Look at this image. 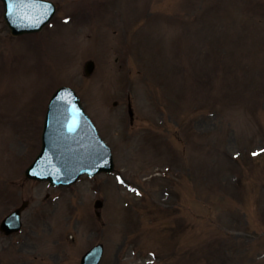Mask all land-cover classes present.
<instances>
[{"label": "rangeland", "instance_id": "rangeland-1", "mask_svg": "<svg viewBox=\"0 0 264 264\" xmlns=\"http://www.w3.org/2000/svg\"><path fill=\"white\" fill-rule=\"evenodd\" d=\"M52 1L51 23L17 37L0 2V219L30 202L22 233L0 236V264H76L97 241L101 264H139L148 248L155 264H264V155L229 153L264 131V9L258 22L251 0ZM88 59L95 69L86 77ZM60 84L99 123L117 170L148 194L120 187L112 204L113 175L82 178L69 191L24 177L44 101ZM159 158L176 161L178 184L185 177V208L178 192L160 201L165 179L144 180L139 167L160 166ZM89 184L105 186L94 195Z\"/></svg>", "mask_w": 264, "mask_h": 264}, {"label": "water", "instance_id": "water-1", "mask_svg": "<svg viewBox=\"0 0 264 264\" xmlns=\"http://www.w3.org/2000/svg\"><path fill=\"white\" fill-rule=\"evenodd\" d=\"M69 115H70V119H69L68 124L63 126L61 123V119L57 113H55L54 111L52 112L50 110L47 112L46 120L44 124L45 133L43 136L45 146L50 145L52 141L55 140L54 144L50 146L52 150H55L56 146H63L67 151L69 150L71 145L66 142V140L63 138L62 135L74 133L78 126V122L71 123L72 117L76 115L73 108L69 109ZM52 126H56L58 131H54V129H52Z\"/></svg>", "mask_w": 264, "mask_h": 264}]
</instances>
